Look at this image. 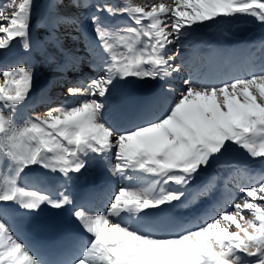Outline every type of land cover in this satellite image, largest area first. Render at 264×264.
<instances>
[{
    "label": "snow or ice",
    "instance_id": "1",
    "mask_svg": "<svg viewBox=\"0 0 264 264\" xmlns=\"http://www.w3.org/2000/svg\"><path fill=\"white\" fill-rule=\"evenodd\" d=\"M71 3L93 9L88 55L99 53L96 75L67 89L84 99L21 118L34 72L24 64L0 68V264H264V175L246 177L237 185L242 195L223 201H212L219 177L202 181L213 165L229 167L223 158L233 152L264 163V57L242 75L171 82L191 35L241 16L264 25V0ZM34 7L35 0L0 4V56L14 42L31 50ZM105 17L127 23L112 25ZM80 25L78 15L59 11L52 21L54 29ZM67 55L71 67H60L75 70L81 58ZM129 78L161 84L166 107L129 110L115 96ZM93 162L120 182L106 210L77 204L69 191ZM40 170L60 176L55 191L35 186ZM42 206L70 209L79 229L47 259L20 234L22 221ZM184 211L195 221L190 226Z\"/></svg>",
    "mask_w": 264,
    "mask_h": 264
},
{
    "label": "bare ground",
    "instance_id": "2",
    "mask_svg": "<svg viewBox=\"0 0 264 264\" xmlns=\"http://www.w3.org/2000/svg\"><path fill=\"white\" fill-rule=\"evenodd\" d=\"M145 1L146 0H133L134 3H138V4H142ZM150 1H152V0H150ZM76 11L80 13V18H81L83 28L87 29L88 31H92V27H91V24L89 23L88 18H89V15L91 14V12L93 11V9H91V8L82 9V10L76 9ZM41 21H43V18H40L39 16L33 17L32 26H34V25L39 26L38 24ZM33 22H34V24H33ZM241 23H242L241 18L237 17L235 19L229 20L228 22L227 21H221V23L214 24V25L209 26V27H203V28H201L200 31L197 32V39L199 40L202 38L205 40H210V39L219 38L221 41L222 37L230 38L234 34L237 25H241ZM242 26H244V25L242 24ZM48 27H49V25H48ZM231 29H233L232 32H231ZM50 30L54 31L53 29H50ZM50 30H48L46 27L45 28H38V27L34 26V27H32V35L36 36L38 38V40H43L42 44H45L46 49L50 53V58H52L53 61H58L55 68H51L50 71L45 75V77L55 80L59 76L63 75L62 74L63 72H62L61 67H60L61 63L65 62V63L70 64L72 62H71V57H69L67 55L68 53H71V52H67L66 54L61 53V49L65 48L66 46L59 42L58 34H56V37L51 38V31ZM251 38H252V40H249V37L246 40V43H248V50L247 51H245L244 44H240L239 49L237 47H233L232 49H230V47L228 46V43H229L228 42L226 47L224 48V51L222 52L223 54H220L217 57V61L214 64V66L212 67L210 72H204L203 68L200 69V71H197V69H199L197 66L191 68L189 66L184 67L181 65L182 71L178 75H176L175 79L172 80L171 82L173 83L174 86L179 87V85L181 84L183 79H187V78L191 77L190 73L191 74L193 73V74H195L196 77L198 76V77H201L203 79H208L207 76H209V75L214 76L216 79H218V78L222 79V76H220L216 70H217V67L220 65L219 62L221 61V59L224 56H225V58L223 59V61H224L223 65L224 66H226L225 62L227 60L228 61L233 60V65H229L226 67V71H229V78H230V75H236V73L240 74L243 71H245L247 68L250 69L253 65V62H252V58H251L252 55L249 53V49H251L253 47V46H251V43H252V41H254V37L251 36ZM91 40H93V38L88 37V42H87L88 47H87L86 56H83L82 54L79 55V57L81 58L80 63H82L85 60V57H90V58H92V60H95V57L99 54V53H93L91 56L88 55V53L92 51ZM229 40H232V39L230 38ZM39 45H38V47H39ZM34 47H36V46H34ZM58 48H59L60 52H57ZM11 53H13V52L10 50L5 55L0 56V57H5ZM246 53H248L247 56L245 55ZM18 57L19 56H17L15 61L19 60ZM236 60H241V61H239L237 64ZM7 61H14V60H7L4 58V59L0 60V63L7 62ZM90 66L91 67H89L87 69L89 70V72H93V75H96V71H95L96 64L92 63V64H90ZM91 69L93 71H91ZM233 70L235 72H233ZM69 74H71V73L69 72ZM69 74H67V76ZM84 76H85V73L83 72V70H80V69L77 70V77L82 78ZM223 79H226V78L223 77ZM69 83H71V82H69ZM139 83L143 87H145L147 89H151L152 91H154L156 93V94L153 93L154 99L151 101V104H150L151 107H149V109H152L153 111H157V112L162 111L163 108L166 107L167 102L163 98H161V96H160V91H161L160 84L157 83L156 81H152V80H139ZM58 86H61L57 90L62 92V94L67 92L63 89V86H64L63 83L58 84ZM158 87H160V88L158 89ZM41 92H42V97L45 98L46 91H44V89L43 90L41 88L38 89V91L36 92V95H38ZM71 98L74 99V97H71ZM66 99L67 98H65V101H66ZM35 102H36V99L34 98L33 104H35ZM230 165L231 166L229 169L225 168V167H218V169L215 172L211 173V174H216V177H219L218 180L214 181L215 184L221 185L222 184L221 183L222 178L224 176H227V175H233V171L235 169H237L238 165L241 167V175L242 176L245 175V177H243L242 182H241L243 184L248 183V180L246 179V177H250V176H252V174H255L256 177H258L260 175H264V166H262V165L255 166V165H251V164H234V162ZM91 167L93 169H95L93 171L95 173L93 175V177L96 176L97 174L102 175L105 172L104 165L101 164L100 162H93ZM87 172H89V171H87ZM102 182L106 187L107 193L111 194L112 191H110L108 184H106V182L104 180H102ZM235 182L236 181H235V177H234L230 181V183L223 184V187L225 188V192L227 194L228 199L235 198L237 195V192H231L229 194V189H230V187H233L235 185ZM225 206L229 207V204L225 205ZM187 226H190V225H187Z\"/></svg>",
    "mask_w": 264,
    "mask_h": 264
},
{
    "label": "rangeland",
    "instance_id": "3",
    "mask_svg": "<svg viewBox=\"0 0 264 264\" xmlns=\"http://www.w3.org/2000/svg\"><path fill=\"white\" fill-rule=\"evenodd\" d=\"M6 2V1H5ZM4 2V3H5ZM108 2H112L111 0H108ZM171 3L172 1L170 0H146L145 2H143L141 5H144V6H151L152 4L154 3ZM3 3V4H4ZM55 5L56 3L53 2V0H49L48 1V5L47 7L43 8L42 5H39L38 7H35L34 10H33V16H37V14H42L44 13V16L45 18L50 21H53L55 16L52 15V13H54L56 15L57 11L59 12H62V13H70V14H75V15H78L79 14L77 13L76 11V8H72V3H71V0H64V3H63V6L59 9H57V6H56V12H54V8H55ZM42 7V8H41ZM40 17V16H39ZM243 18L241 20H245V23L247 24V20H252L250 23H248V27L251 28V31H252V35L255 34L256 35H259L261 38L264 39V25H261L259 23H257L253 18L251 17H247V16H242ZM41 18V17H40ZM117 18V17H115ZM115 18H110V19H115ZM50 23L48 25H50ZM250 24V25H249ZM49 28V27H47ZM59 29V28H58ZM57 29V30H58ZM81 28H79L78 30H74L73 28H70V27H63L61 26V28L58 30V33L60 34V37H59V34H58V40L60 43H62L63 45L66 46L65 50L68 51V52H71L72 54H75L76 56H79L80 54H82L83 56L85 55L84 53H86L87 51L85 50L86 47V39H85V35L80 31ZM261 33V34H260ZM195 34V33H194ZM193 34V35H194ZM193 35H191L185 42V46L183 48L180 49V52L179 54H182V53H185L187 50H189L191 48L190 46V41H194V37ZM35 41V40H34ZM32 41V43L34 42ZM23 47V46H22ZM33 47V46H32ZM31 47V48H32ZM36 47H38V45H36ZM259 48H262L264 50V42H262L261 45H259ZM24 49V48H23ZM36 50V49H35ZM37 51V50H36ZM38 52V51H37ZM57 52H60L59 51V48L57 49ZM62 53V51H61ZM62 54H66V53H62ZM178 54V55H179ZM39 57H40V64H37L35 65L34 67H32V70L34 72V86H33V90L29 96V99L27 101L29 102H32L33 98H34V94L36 91H38V89H42V85L45 84L47 82V78H45V75L50 71L51 68H55L56 64L58 61H56V63L53 65L52 62H51V59L49 57V53L48 52H40L39 53ZM90 58V57H89ZM88 57H85L86 61L83 63H78V65H82V69L84 68H89L91 67L90 64H91V60L89 59ZM262 57H255V62L258 61L260 62ZM94 61V60H92ZM181 59H176V63H180ZM87 63H90L88 65H86ZM79 67L76 68V70H79L78 69ZM88 70V69H87ZM75 71V70H74ZM74 71H71V74L69 77H66V80H63V81H60L62 79L59 78L57 81H60L58 82V84L60 83H63L64 86H63V89L65 91H67L68 87L72 86L73 84H75V82L78 80V79H86L88 78L89 76L92 77V76H95L93 75V72H89L88 71H85L83 70V72L85 73V76L82 77V78H79L77 77V72L74 73ZM91 71H93L91 69ZM197 71H200V69H197ZM73 74H75V78H73ZM190 76H191V73H190ZM65 79V78H64ZM73 79V80H72ZM76 79V80H75ZM0 82H2V78H0ZM71 82V83H69ZM69 83V84H68ZM57 84V85H58ZM71 84V85H70ZM70 85V86H69ZM40 87V88H39ZM61 87V86H58L57 89ZM43 90V89H42ZM59 91V90H58ZM56 90V86L54 87L53 90L49 91L48 93V97L50 99V102L47 106H45L44 108L42 109H38L37 110V114L35 113L34 115H43L46 110H47V107L49 106H54L57 104L60 105L61 102H62V99H64L65 97L69 96L68 93H64L63 97L61 98L60 97V91L58 92ZM47 92V91H46ZM45 93V92H44ZM33 96V97H32ZM84 99L83 97H80L78 101ZM39 113V114H38ZM241 151V150H240ZM242 152H244L242 150ZM245 153V152H244ZM234 152L233 153H230L228 154L226 157L223 158L224 162H226L229 158V156H233ZM234 158V157H233ZM250 162H254V163H258L257 161H250ZM232 164V163H231ZM251 165H254V164H251ZM218 166L217 165H213L207 172V174H209L211 171H214ZM218 169V168H217ZM216 169V170H217ZM215 170V171H216ZM214 171V172H215ZM106 172V171H105ZM104 172V173H105ZM212 173V172H211ZM108 178H113L111 177L109 174L107 175ZM238 184H241V183H238ZM243 184V183H242ZM235 185H236V182H235ZM120 186L119 185H112L111 187L117 189L118 187ZM231 188V187H230ZM237 186H236V188ZM238 195H236V198L238 199L242 194L239 192H237ZM230 209V208H229ZM246 216L249 215V213L247 212V210H245V213H244Z\"/></svg>",
    "mask_w": 264,
    "mask_h": 264
}]
</instances>
